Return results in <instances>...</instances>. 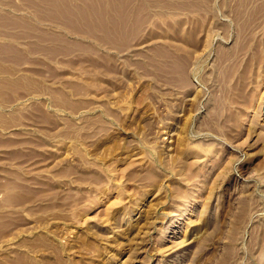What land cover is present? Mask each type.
Listing matches in <instances>:
<instances>
[{"label": "rangeland", "instance_id": "1", "mask_svg": "<svg viewBox=\"0 0 264 264\" xmlns=\"http://www.w3.org/2000/svg\"><path fill=\"white\" fill-rule=\"evenodd\" d=\"M91 3L0 0V264H264V0Z\"/></svg>", "mask_w": 264, "mask_h": 264}, {"label": "bare ground", "instance_id": "2", "mask_svg": "<svg viewBox=\"0 0 264 264\" xmlns=\"http://www.w3.org/2000/svg\"><path fill=\"white\" fill-rule=\"evenodd\" d=\"M88 1H90L92 3L90 5H87V8H86L85 12L88 13V14L91 13L94 16L93 17L94 19H92V18L89 19L88 25H90V26L93 25L94 20H95L97 25L99 26V28L101 30H103L107 34V36H109V37L121 36L130 27L129 26V22L127 21V17H128V15H127L128 13L127 12L128 11L126 9L127 8V3H128L129 0H115L109 6L108 5L107 6H100L101 4H98V3L101 0H88ZM93 2H98V3H93ZM117 4H119V5H117ZM57 7H58V9H57ZM55 9L56 10H60L61 9L59 7V4L56 5ZM108 10H113L114 11L115 14H114V18L113 19H108L106 17V14H107ZM134 31H135V28H133L132 32H134ZM160 52H159L160 53L159 55L165 57L167 59V61L170 60V64L168 63V65H170L171 67L173 66L176 69L175 71L178 72V74H179L178 75L179 76L178 77L179 80L182 83H186V81H187V76H186L187 75L186 74V69L187 68L186 67H188V66H187V64L185 62V59L181 58V56H179V55L177 56V54H176V56H174L175 55L174 54L173 57L169 56L170 53L169 52L167 53V52H165L163 50L160 51ZM168 58H169V60H168ZM163 61H165V60H163ZM166 66H167V64H166ZM165 67H163V69ZM161 69H162V66H161ZM163 69H162V71H163ZM166 69H167L166 70V72H167L169 68L167 67ZM168 73H169V71H168ZM174 76H176V75H174Z\"/></svg>", "mask_w": 264, "mask_h": 264}]
</instances>
